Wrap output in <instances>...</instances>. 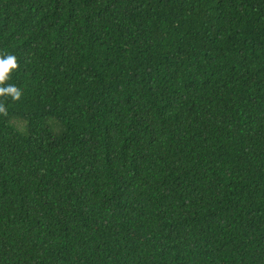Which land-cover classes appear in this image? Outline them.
<instances>
[{"label": "trees", "instance_id": "1", "mask_svg": "<svg viewBox=\"0 0 264 264\" xmlns=\"http://www.w3.org/2000/svg\"><path fill=\"white\" fill-rule=\"evenodd\" d=\"M8 54L0 264H264V0H0Z\"/></svg>", "mask_w": 264, "mask_h": 264}, {"label": "clouds", "instance_id": "2", "mask_svg": "<svg viewBox=\"0 0 264 264\" xmlns=\"http://www.w3.org/2000/svg\"><path fill=\"white\" fill-rule=\"evenodd\" d=\"M16 67L17 63L14 55L0 56V85H3L0 86V94L9 95L12 99H17L20 96V91L16 86L3 84V82L9 78L10 69H15Z\"/></svg>", "mask_w": 264, "mask_h": 264}]
</instances>
